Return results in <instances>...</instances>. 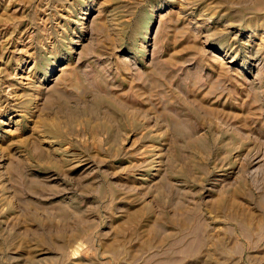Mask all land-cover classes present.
Here are the masks:
<instances>
[{"label":"rangeland","instance_id":"rangeland-1","mask_svg":"<svg viewBox=\"0 0 264 264\" xmlns=\"http://www.w3.org/2000/svg\"><path fill=\"white\" fill-rule=\"evenodd\" d=\"M0 264H264V0H0Z\"/></svg>","mask_w":264,"mask_h":264}]
</instances>
